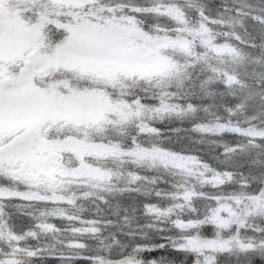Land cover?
<instances>
[{
  "label": "snow or ice",
  "instance_id": "1",
  "mask_svg": "<svg viewBox=\"0 0 264 264\" xmlns=\"http://www.w3.org/2000/svg\"><path fill=\"white\" fill-rule=\"evenodd\" d=\"M0 264H264V0H0Z\"/></svg>",
  "mask_w": 264,
  "mask_h": 264
}]
</instances>
